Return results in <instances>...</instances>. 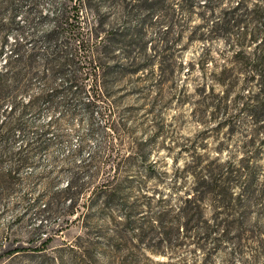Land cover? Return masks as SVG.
Here are the masks:
<instances>
[{
	"label": "rangeland",
	"instance_id": "obj_1",
	"mask_svg": "<svg viewBox=\"0 0 264 264\" xmlns=\"http://www.w3.org/2000/svg\"><path fill=\"white\" fill-rule=\"evenodd\" d=\"M81 1L82 7L77 0H0V22H7L13 15L3 53L15 39L16 23L23 26L22 37L30 33L37 37L51 28L53 15L61 5L66 7L68 21L76 23L83 35L91 29L102 35L124 32L135 18L138 4L136 0ZM201 4L194 0L193 7L188 8L184 0H167L159 9L138 15L140 19L145 17L140 30L142 39L130 44L125 41L127 38L120 42L110 40L105 56L110 68L123 66L132 70L139 65L142 70L111 75L108 71L107 90L113 101L106 111L109 117L93 113L88 119L77 101L71 99L73 115L62 107L50 110L42 106L38 113L21 118L27 130L13 135L7 146L9 155L0 158V174L9 169L14 153L27 159L25 165L14 169L0 196V264H91L69 259L71 248L76 250L77 245L87 243L95 245L91 247L95 248L94 261L105 264L101 259L110 226L99 217L100 208L91 211L94 225L86 230L77 216L85 213L84 203L90 190L103 180H110L116 164L119 173L130 181L131 189L125 193L131 197L151 191L166 195L174 180L176 187L183 186L180 191L190 188L191 178L187 175L205 166L212 171L219 165H229L232 172L241 165L247 166L256 177L254 183H259L264 147L260 150L248 145L253 138L250 120L238 114L241 100L233 102L241 78L230 88L226 107L219 99L222 88L210 80L230 52L220 40H194L198 33L194 28L202 26L208 16V12L203 15L198 8ZM225 4L214 0L213 13L216 15ZM75 8L77 14L72 17ZM41 16L47 19L42 21ZM4 34V30L0 32V42ZM159 64L166 70L162 77L158 75ZM88 80L82 82L88 85ZM39 83L34 80L33 95L41 87ZM78 99L86 100L83 95ZM106 123L115 130H109ZM139 147L145 156L143 162L132 154ZM127 156L131 159L124 158ZM148 169L154 179L145 176ZM239 173L242 176L238 180L233 175L229 177L235 194L245 177L243 170ZM73 178V186L84 184L89 189L78 196V208L69 214L68 198L64 197L54 199L55 212H46L48 197H55ZM250 188L256 193L254 186ZM239 198L232 217L238 231L227 234L224 242L193 245L178 239L167 247L153 234L144 242L150 248L143 249L142 243L135 252L139 264H264V205L256 196L249 201ZM208 202L204 218L210 220L212 208ZM133 219L138 222V216ZM151 249L162 254H152Z\"/></svg>",
	"mask_w": 264,
	"mask_h": 264
},
{
	"label": "trees",
	"instance_id": "obj_2",
	"mask_svg": "<svg viewBox=\"0 0 264 264\" xmlns=\"http://www.w3.org/2000/svg\"><path fill=\"white\" fill-rule=\"evenodd\" d=\"M136 1L138 4L134 8L135 18L130 20L129 27L127 25L124 27V32L115 34L103 32L101 35L98 34L99 31L91 29L88 35H83L76 27V23L68 21L66 7L61 5L53 15L51 28L37 37L32 33L22 37L23 26L16 23L13 26L15 39L4 53L2 48L6 45L8 26L13 24V15L7 22H0V32L3 30L5 32L0 42V158L9 155L7 146L13 135H20L27 130L28 126L21 118L26 114L38 113L42 106L50 110L62 107L73 115L74 110L70 109L69 101L75 99L88 119L92 118L93 113L101 118L109 117L106 111L108 107H112L113 101L107 90L108 71L110 75L121 74L126 70L130 74H135L142 68L137 65L130 70L118 66L113 70V67L110 68L105 62V56L108 54L106 47L110 40L120 42L127 38L125 41L130 44L142 39L140 30L145 17L140 19L138 15L152 12L153 8L159 9L167 0ZM184 1L188 8L194 3V0ZM197 1L202 3L198 8L202 9L203 15L208 12V16L204 18L202 26L194 28L198 31L194 40H220L226 51L230 52L225 56L224 65L219 71L210 75V80L222 88L219 99L223 102V107H226L224 102L230 88H234L241 78L240 89L233 102L241 100L238 114H243L250 120L253 138L248 141V145L260 147L261 150V147H264L261 146L264 144V0H217L219 3L225 1L226 4L216 15L213 13L214 7L211 6L214 0H195ZM77 2L78 6L82 7V1ZM76 9L72 11L74 14L72 17L76 16ZM151 15L150 13L147 16ZM39 19L43 21L47 17L41 16ZM200 70L202 71V67ZM158 73L159 77L166 74L161 64L158 66ZM85 78H89L90 84L85 85L82 82ZM34 80L39 81L41 87L33 95L31 89ZM82 95L86 100L79 102L78 98ZM99 102L104 106L98 104ZM106 124L109 130H115L112 125ZM132 154L133 157L140 156L142 162L145 160L140 147ZM13 157L9 169L0 174V196L3 193V186L11 175H14V169L17 170L27 162L26 157L19 153H14ZM124 158L131 159L129 156ZM116 166L117 164L113 168L115 174L110 180H103L90 190L87 202L84 203L85 213L77 216L80 218L81 226L86 230L94 225L92 217L94 208H100L102 214H98L99 217L102 218L104 225L110 226L101 259L105 264H139L135 252L142 243L143 249H146L147 245H144V242L146 239L149 241L153 234L158 235L159 240L167 247L171 245V241L176 242L178 239L190 241L193 245H203L206 241L216 245L217 241L227 240L225 238L227 234L238 231L232 217L239 197L249 201L252 196H256L264 205V166L260 169L259 183H254L256 177L252 168L249 169L247 166L241 165L232 172L229 165H219L213 169L216 173L207 170L205 166L187 175L191 178L190 188L186 187L180 191V187L183 186L176 187L174 180L166 195L151 191L138 193L133 197L125 193V190L131 189L130 181H127L125 175L123 177V173H119ZM240 169L243 170L245 177L237 187L239 193L235 194L229 177L233 175L238 180L242 176L239 173ZM144 172L145 176L155 178L149 169ZM182 172L185 173L186 170ZM75 180L73 178L62 191L55 194V197H48L46 212H55L56 207L52 204L54 199L64 197L68 198L66 209L69 214L78 208L76 205L78 196H83V192L89 189L84 184L73 186L76 184ZM123 183H126L125 187H122ZM251 186H254L256 193H253ZM206 202L212 208L210 220L204 218ZM136 216L138 222L133 219ZM88 244H79L76 250L71 248L69 259L77 258L97 264L92 255L95 248H91L95 245ZM148 248L150 247L147 246V250ZM149 252L162 254L152 249Z\"/></svg>",
	"mask_w": 264,
	"mask_h": 264
}]
</instances>
